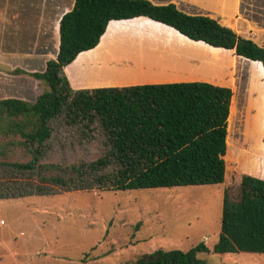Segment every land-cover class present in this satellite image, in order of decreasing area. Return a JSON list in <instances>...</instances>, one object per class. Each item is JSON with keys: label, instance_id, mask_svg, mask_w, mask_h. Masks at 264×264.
<instances>
[{"label": "rangeland", "instance_id": "374dc122", "mask_svg": "<svg viewBox=\"0 0 264 264\" xmlns=\"http://www.w3.org/2000/svg\"><path fill=\"white\" fill-rule=\"evenodd\" d=\"M73 2L0 0V100L18 98L33 103L47 91L42 81L13 71L23 69L29 74L45 70L46 62L54 59L58 51L59 20L72 9ZM242 2L256 19L264 20V0ZM178 3L175 6L185 14L208 11V17L218 19L220 24H234L233 17L215 12L216 5L202 12L184 0ZM174 31L147 19L114 24L90 63L93 68L80 73L78 59L62 72L68 84L71 77L90 81L96 87L114 83L138 86L176 79L232 88L226 136L229 144L238 106L242 103V112L245 109V96L240 100L237 88L249 87L253 82L248 73L251 67L263 82L264 71L259 64L236 57L233 51L211 55L203 46L181 43ZM184 58L189 67L175 72L177 66H185ZM14 65L21 69L12 68ZM49 127L51 137L45 144L42 164L86 165L108 151L98 128L72 126L62 116L51 120ZM17 160L26 159L18 156ZM225 173L228 177L223 185L114 191L92 184L88 190L68 191L41 183L33 175L0 170V264H130L156 250L186 252L198 244H203L205 251L197 258L207 264H264L261 254L253 260L240 255L226 259L212 251L219 235L224 191L233 199L239 186L233 183L231 187L228 168L224 176ZM90 179V174L83 175V184L89 185Z\"/></svg>", "mask_w": 264, "mask_h": 264}, {"label": "trees", "instance_id": "16d2710c", "mask_svg": "<svg viewBox=\"0 0 264 264\" xmlns=\"http://www.w3.org/2000/svg\"><path fill=\"white\" fill-rule=\"evenodd\" d=\"M141 19L175 30L181 43L203 46L211 55L233 51L264 68V49L214 18L185 14L172 3L74 0L59 20L58 51L45 70L13 71L42 81L47 91L33 103L0 100V170L33 175L68 191L92 184L114 191L223 184L230 88L178 82L73 90L62 72L100 45L110 26ZM61 116L69 125L100 129L108 146L104 157L86 165L42 164L49 122ZM85 174L91 175L89 185L83 184ZM235 189L233 199L224 191L212 251L264 255V179L242 176ZM204 251L203 244L186 252L156 250L130 264H207L197 258Z\"/></svg>", "mask_w": 264, "mask_h": 264}, {"label": "crops", "instance_id": "0c3cea01", "mask_svg": "<svg viewBox=\"0 0 264 264\" xmlns=\"http://www.w3.org/2000/svg\"><path fill=\"white\" fill-rule=\"evenodd\" d=\"M148 1L154 5H166L169 3H172L176 6L179 5L178 0H169V1L148 0ZM184 2L190 3L197 10L199 11L202 10V12H204L203 10L205 8H208L209 5H216L217 8L215 12L219 11L221 13L228 14L229 16L234 18L233 26L228 28L232 29L236 34L240 35L241 37L250 39L256 45L264 49V45H263L264 36H262L264 35V20H260L258 18L256 19L255 18L256 16L253 14V12H249V10L247 11L246 7L243 8L242 4L244 2H242V0H184ZM192 15L210 16L208 11L202 14H192ZM11 48H18V47L11 46ZM98 48H100L99 44L93 50L78 55L79 56L78 59H80L81 62L80 64H78L77 70H79L80 73H84L85 71H88L89 69L93 68L94 65L90 63L94 61V57L98 52ZM173 56L176 55L173 54ZM184 59L185 60H183V63L185 66L181 68L177 66L176 69H173L175 72H177L176 70H182V69L184 70L185 68L189 67L188 62H186V58ZM76 62L74 60L71 64H76ZM183 63L181 62L179 63V65H182ZM70 65H68L67 67H69ZM11 67L12 68L18 67L19 69H21L19 66H15V65ZM66 69L67 68L63 69V71H66ZM248 71H249L248 72L249 75L252 76L253 82L249 87L246 86L243 89L236 87L238 93L240 92L241 95L240 100H242V98H244L245 96V109H243L242 112V103L241 105L238 106L239 115L237 117V123L235 124V127H233V131L235 132L231 134L229 144L226 143V150L223 156L225 169L228 168L229 181L231 183V187L233 186L232 185L233 183L235 186H238L241 182L242 176H250L259 180L264 179V145H263L264 82L263 80L261 81L260 79L257 78L259 75L256 74L255 70L252 67ZM22 79L24 80L26 78H22ZM27 80L28 79L24 81ZM68 80L70 86L74 90L107 88L108 86L124 87V84L121 83H114L112 85L104 84L101 85L100 87H96V85H92L93 84L92 82L83 81V79L74 80L70 77ZM171 80L172 81L166 83L182 82V80H176V79H171ZM195 81L198 80L196 79ZM146 84H164V83L151 82ZM146 84H139V85H146ZM14 99H18V98H14ZM240 100L238 101L240 102ZM232 103H233V92L229 107V114H230V109L232 107ZM227 126H228V120H227ZM227 177L228 175L225 173L223 184L227 181ZM232 255H240L248 260H253L256 254H252V253L222 254V256L226 259L231 258Z\"/></svg>", "mask_w": 264, "mask_h": 264}, {"label": "built area", "instance_id": "2783aa9c", "mask_svg": "<svg viewBox=\"0 0 264 264\" xmlns=\"http://www.w3.org/2000/svg\"><path fill=\"white\" fill-rule=\"evenodd\" d=\"M2 222H0V224H1Z\"/></svg>", "mask_w": 264, "mask_h": 264}, {"label": "bare ground", "instance_id": "6f19581e", "mask_svg": "<svg viewBox=\"0 0 264 264\" xmlns=\"http://www.w3.org/2000/svg\"><path fill=\"white\" fill-rule=\"evenodd\" d=\"M226 160V159H225Z\"/></svg>", "mask_w": 264, "mask_h": 264}]
</instances>
